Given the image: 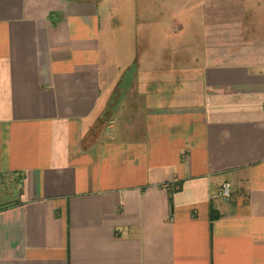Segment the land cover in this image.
<instances>
[{"label": "crops", "instance_id": "1", "mask_svg": "<svg viewBox=\"0 0 264 264\" xmlns=\"http://www.w3.org/2000/svg\"><path fill=\"white\" fill-rule=\"evenodd\" d=\"M103 4L0 0V264H264V56Z\"/></svg>", "mask_w": 264, "mask_h": 264}, {"label": "rangeland", "instance_id": "2", "mask_svg": "<svg viewBox=\"0 0 264 264\" xmlns=\"http://www.w3.org/2000/svg\"><path fill=\"white\" fill-rule=\"evenodd\" d=\"M103 7L116 21L131 23L129 35L137 12L150 11L151 22L157 18L154 13H161L167 30H182L188 56L191 46H198L200 55L264 56V0H104Z\"/></svg>", "mask_w": 264, "mask_h": 264}, {"label": "built area", "instance_id": "3", "mask_svg": "<svg viewBox=\"0 0 264 264\" xmlns=\"http://www.w3.org/2000/svg\"><path fill=\"white\" fill-rule=\"evenodd\" d=\"M217 197L223 201H229L232 198V185L230 183H224L219 190Z\"/></svg>", "mask_w": 264, "mask_h": 264}]
</instances>
